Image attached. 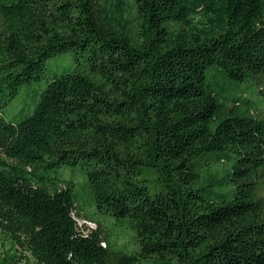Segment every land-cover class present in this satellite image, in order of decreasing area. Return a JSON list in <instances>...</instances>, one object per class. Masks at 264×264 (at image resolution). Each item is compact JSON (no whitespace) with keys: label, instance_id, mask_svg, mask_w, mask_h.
I'll list each match as a JSON object with an SVG mask.
<instances>
[{"label":"trees","instance_id":"obj_1","mask_svg":"<svg viewBox=\"0 0 264 264\" xmlns=\"http://www.w3.org/2000/svg\"><path fill=\"white\" fill-rule=\"evenodd\" d=\"M0 223L36 264H264V0H0Z\"/></svg>","mask_w":264,"mask_h":264},{"label":"rangeland","instance_id":"obj_2","mask_svg":"<svg viewBox=\"0 0 264 264\" xmlns=\"http://www.w3.org/2000/svg\"><path fill=\"white\" fill-rule=\"evenodd\" d=\"M77 62L71 53H64L58 56L51 57L47 61V68L54 74H62L65 72L73 71L76 68ZM46 85L45 80L33 82L31 85L26 86L18 97L10 103L7 108V118L21 119L26 114L30 113L35 102L39 96V91ZM62 175L67 179H72L76 182L78 189L82 192L84 177L79 169L66 168L62 171ZM92 207L84 208L85 212H91ZM74 217L78 221V226L81 231L88 233L96 225L86 221L82 212L74 211ZM131 238V237H130ZM128 238V239H130ZM116 245V243H114ZM120 246V245H119ZM0 260L6 264H36V259L32 252L21 244H18L11 235L1 226L0 223ZM0 261V262H1Z\"/></svg>","mask_w":264,"mask_h":264}]
</instances>
